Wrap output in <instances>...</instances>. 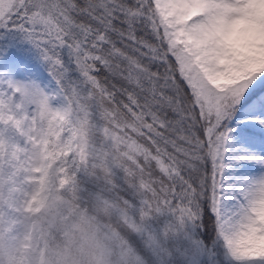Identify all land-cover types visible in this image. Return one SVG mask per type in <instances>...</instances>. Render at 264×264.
<instances>
[{"label":"snow or ice","instance_id":"obj_1","mask_svg":"<svg viewBox=\"0 0 264 264\" xmlns=\"http://www.w3.org/2000/svg\"><path fill=\"white\" fill-rule=\"evenodd\" d=\"M0 264H264V0H0Z\"/></svg>","mask_w":264,"mask_h":264}]
</instances>
